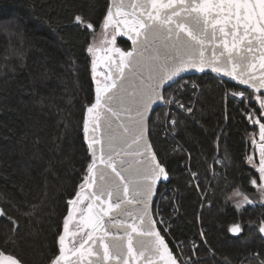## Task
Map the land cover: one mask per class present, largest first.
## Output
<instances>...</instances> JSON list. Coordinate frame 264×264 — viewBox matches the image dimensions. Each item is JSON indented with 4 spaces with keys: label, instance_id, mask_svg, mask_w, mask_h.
<instances>
[{
    "label": "trees",
    "instance_id": "16d2710c",
    "mask_svg": "<svg viewBox=\"0 0 264 264\" xmlns=\"http://www.w3.org/2000/svg\"><path fill=\"white\" fill-rule=\"evenodd\" d=\"M108 7L109 0H0V250L22 264H49L58 254L68 201L85 183L83 122L95 84L87 47ZM78 14L92 30L74 23ZM117 45L130 48L121 37ZM189 80L198 87L185 85L180 98L192 111L170 113L176 134L166 131L163 107L149 121L169 177L153 216L158 209L171 226L167 236L161 232L180 262L260 264L264 204L236 208L228 197L240 188L258 199L249 178L259 174L248 158L259 137L253 120L264 116L258 102L249 116L244 103L226 97V89L242 87L210 75ZM233 224L242 227L237 236L229 233Z\"/></svg>",
    "mask_w": 264,
    "mask_h": 264
},
{
    "label": "snow or ice",
    "instance_id": "6c2138e0",
    "mask_svg": "<svg viewBox=\"0 0 264 264\" xmlns=\"http://www.w3.org/2000/svg\"><path fill=\"white\" fill-rule=\"evenodd\" d=\"M74 23L86 30L94 27L79 14ZM101 27L112 29L107 49L111 55L106 56L109 71L86 107L84 132L87 137L89 121L93 132L88 144L90 162L82 191L68 201H88L89 231L71 248L60 235L58 254L49 264H178L179 258L149 215L153 190L169 177L145 138L146 122L158 103H175L191 112L179 103L178 95H169V89L182 92L185 73L206 69L244 86L243 90L233 88L231 97L240 98L249 116L254 114L249 110L252 102H258L259 115L264 116V0H110ZM116 35L127 36L132 47H116ZM87 51L95 53L91 43ZM95 67L93 61V71ZM253 124L259 126V138L264 141V122L255 119ZM256 172L259 175H251L249 183L258 199L236 188L228 199L237 208L258 200L264 204V144ZM71 217L70 211L66 231ZM258 228L264 235V219ZM229 231L239 234L242 227L233 224ZM0 264L22 261L0 250Z\"/></svg>",
    "mask_w": 264,
    "mask_h": 264
},
{
    "label": "rangeland",
    "instance_id": "374dc122",
    "mask_svg": "<svg viewBox=\"0 0 264 264\" xmlns=\"http://www.w3.org/2000/svg\"><path fill=\"white\" fill-rule=\"evenodd\" d=\"M117 37L118 36L116 35L115 42L117 41ZM111 40H112V29L108 28L107 30H105L102 27L92 38L90 43L93 45L95 49V53L89 55L91 57V67H92L93 76L95 73H97V71L100 70V68L97 66V60L102 54L105 53L106 48L110 44ZM93 61H95L96 63L95 71H93ZM96 79L97 78H95V80ZM250 157L252 159L251 160L248 159V165L256 171V167L259 165V160H260V149H256L254 153L250 155ZM233 199H236V197H234ZM87 203L88 201L85 200L83 204H75V206L73 207L72 217L68 222V229L65 237V245L69 248L73 246V243H75L76 246H78L80 240L86 238V233L87 231H89V228L87 227L85 220L87 216V208H86ZM230 203L237 208V206L233 203L232 199H230Z\"/></svg>",
    "mask_w": 264,
    "mask_h": 264
},
{
    "label": "water",
    "instance_id": "95a60500",
    "mask_svg": "<svg viewBox=\"0 0 264 264\" xmlns=\"http://www.w3.org/2000/svg\"><path fill=\"white\" fill-rule=\"evenodd\" d=\"M109 3H110V0H109ZM117 36L123 38L126 42H128L129 45H130V48L132 47L131 41L127 38V36H120V35H117ZM110 46H111V45L109 44V45L107 46V48H106L105 53L102 54V55L98 58V60H97V66L100 68V70H101V72H102V74H103V76H104V79H105V76L107 75V73H108V71H109L108 66H107V65H108V61H107V59H106V56H107V55H111L110 53L107 52V49H108V47H110ZM115 46H116V45H115ZM116 47H118V46H116ZM119 48H120V47H119ZM121 49H122V48H121ZM122 50H123V49H122ZM203 75H210V76H212V77H214V78L219 79L220 81H226V82H228V83H230V84L237 85V86H239V87L244 88V86H242V85H238L235 81H232V80L229 79V78H226V77L222 78V77L218 76L216 73H212L210 69H206L205 72H203V73L198 72V71H194V70H193V71H189V72H187V73L184 74V78H189V77H194V76L199 77V76H203ZM93 77H94V76H93ZM96 87H97V84L95 83V84H94V98H95V90H96ZM101 87H102V86H101ZM162 104H163V103H158V104H156V105L153 106V109L150 110V113H149L150 118H151L152 114H153L158 108H160V107L162 106ZM88 115H89V114L87 113V111H85V114H84V121H85L86 117H88ZM146 123H147V128H146V132H145V138H146V139L149 141V143H150V140H149V134H148L149 121L146 122ZM83 132H84V122H83ZM95 134H96V135H99V132H97V133H95ZM92 135H93V132H92V124H91V121H89V130H88V135H87V137H86L85 132H84V138H85V142H86V145H87V148H88L89 155H90V150H89L88 144H89V142L91 141ZM150 144H151V143H150ZM261 144H264V141H261L260 138L258 137V144H257L256 147L260 149ZM151 148H152V145H151ZM152 151L154 152L153 148H152ZM164 182H165L164 180H161V181H159V182L157 183L155 189L153 190V196H152V198H151V201L149 202V215L152 217V219H153L154 221H155V219H154V217H153V206H154V202H155V200H156V198H157V194H158L159 187H160V185L163 184ZM79 191H82V189H80ZM74 206H75V204H70V207H69V210H68V214H69L70 211L72 212ZM87 215H88V213H87ZM86 217H87V216H86ZM69 220H70V219H69ZM69 220H68V222H69ZM155 226H156V228L159 230L157 224H156ZM67 229H68V224H67ZM66 232H67V231L65 230V227H64V229H63V231H62V235H64L65 237H66ZM229 233H230L231 235H233V236H237V235L240 234V233H239V234H234V233H232V232H230V231H229ZM164 238H165V237H164ZM165 240H166V239H165ZM166 242H167V241H166ZM168 245H169V244H168ZM169 248H170V246H169ZM170 249H171V248H170ZM178 264H180L179 261H178Z\"/></svg>",
    "mask_w": 264,
    "mask_h": 264
},
{
    "label": "built area",
    "instance_id": "2783aa9c",
    "mask_svg": "<svg viewBox=\"0 0 264 264\" xmlns=\"http://www.w3.org/2000/svg\"><path fill=\"white\" fill-rule=\"evenodd\" d=\"M180 83H183V84H185V85L188 84L190 87H192L193 84H195V85L198 86V84H197L196 81H194V80H189V78H186L185 80L181 81ZM192 88H193V87H192ZM196 88H197V87H196ZM230 92H231V91H229V92H228L229 94L226 95V96L229 97V98H232ZM173 94L178 95L179 103L183 104V103H182V99L180 98V96H181V92L177 94V93H174L173 89H169V95H173ZM232 99H233V98H232ZM235 100L240 101V98L237 97ZM163 108H164V113H165V120H164V121L166 122V131L169 130V133H170V134L175 135L176 132H177V130L174 128V125H173L172 123L169 122V121L173 120L172 118H170V117H171V116H170V113H171L172 110L183 111V108L178 107L177 104H175V103L170 104V105H168V104H164ZM188 113H189V112H188ZM166 114H167V115H166ZM189 173H190L191 178L193 179V185L197 188V183H196V180L194 179V175H193L190 171H189ZM201 199L204 200V195H201ZM157 203H158V202H156V204H157ZM155 212H156V223H157V225H158L160 231H164V233H165L164 235L167 236V235L169 234V230H170V227H171V226L169 225V223H166V222L164 221L163 215L159 212L158 209H157ZM161 233H162V232H161ZM162 235H163V233H162ZM164 235H163V236H164ZM164 237H165V236H164ZM176 248H177L178 251H180V249L178 248V246H176ZM181 251H182V250H181ZM181 261H182V264H193V261L186 262L184 259H182Z\"/></svg>",
    "mask_w": 264,
    "mask_h": 264
},
{
    "label": "flooded vegetation",
    "instance_id": "af4514ba",
    "mask_svg": "<svg viewBox=\"0 0 264 264\" xmlns=\"http://www.w3.org/2000/svg\"><path fill=\"white\" fill-rule=\"evenodd\" d=\"M118 38H120V37L118 36L117 40H118ZM115 45L118 46L117 41L115 42ZM95 78H97V79L95 80ZM94 81L96 84H99L100 86H103V84L105 83V79H104V76H103L101 70L97 71V73L94 74Z\"/></svg>",
    "mask_w": 264,
    "mask_h": 264
}]
</instances>
